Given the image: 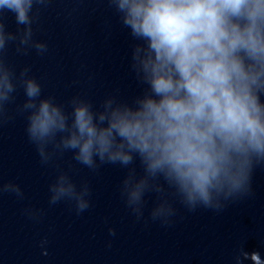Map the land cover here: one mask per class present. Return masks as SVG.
Returning a JSON list of instances; mask_svg holds the SVG:
<instances>
[{"label":"clouds","instance_id":"clouds-1","mask_svg":"<svg viewBox=\"0 0 264 264\" xmlns=\"http://www.w3.org/2000/svg\"><path fill=\"white\" fill-rule=\"evenodd\" d=\"M115 3L124 24L146 41L144 56L138 47L135 58L154 95L140 99L135 109L100 113L106 127L94 122L87 104H78L75 131L66 145L79 147V159L86 164L94 152L128 163L136 151L149 171L174 177L190 199L199 196L207 202L209 188L222 177L239 187L244 173L242 166L231 171L235 159L247 163L253 154L264 156V0ZM32 4L0 0V8L15 12L21 24L30 23ZM5 40L0 27V48ZM3 86L11 91L7 74ZM26 90L29 97L40 91L33 80ZM2 95L7 98L6 92ZM64 122L60 109L45 100L32 117L31 131L43 136L54 127L63 129Z\"/></svg>","mask_w":264,"mask_h":264}]
</instances>
